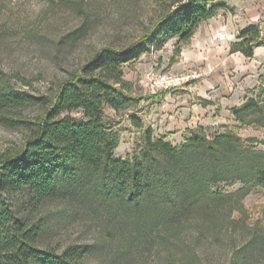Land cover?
I'll return each mask as SVG.
<instances>
[{"label":"rangeland","instance_id":"374dc122","mask_svg":"<svg viewBox=\"0 0 264 264\" xmlns=\"http://www.w3.org/2000/svg\"><path fill=\"white\" fill-rule=\"evenodd\" d=\"M217 12L201 21L191 38H168L161 48L141 53L123 65L139 100L128 108L105 106L104 119L117 136L114 157L132 155L149 126L154 137L183 142L202 126L210 137L228 129L253 138L264 149V126L234 119L231 107L251 96H264V45L252 56L230 52L237 34L258 23L264 37V0H220ZM172 0H0V65L11 82L43 93L70 75L101 46L123 47L140 37ZM28 83L29 85H25ZM38 105L25 113L36 116ZM73 114H79L73 111ZM139 120L141 125H137ZM27 130L0 122V149L20 146ZM214 190L230 193L218 202L220 224L191 226L162 242L152 235L130 245L123 217L110 209L66 197L47 200L23 213L29 196L16 195L14 208L31 220L44 219L41 246L89 243L84 264H264V188L220 182Z\"/></svg>","mask_w":264,"mask_h":264},{"label":"trees","instance_id":"16d2710c","mask_svg":"<svg viewBox=\"0 0 264 264\" xmlns=\"http://www.w3.org/2000/svg\"><path fill=\"white\" fill-rule=\"evenodd\" d=\"M221 5L220 0H172L140 37L120 48L101 46L43 93L15 86L0 65V122L27 130L20 146L0 149V264H84L89 243L39 244L44 219L23 213L32 215L47 200L66 197L98 211L112 210L115 219L124 218L132 246L149 235L164 242L191 226L220 224L216 206L230 193L213 185L240 181L247 188H264V149L235 130L210 137L197 126L174 144L165 135L154 137L148 126L140 148L121 158L113 156L117 136L104 119L105 106L119 110L139 100L124 77L125 63L173 36L179 52L180 43ZM262 34L258 23L249 24L238 32L230 52L252 56L255 47L264 45ZM31 105L41 112L27 115ZM231 112L240 123L264 126V96L248 97ZM23 194L28 202L18 213L13 198ZM183 258L186 264H201L194 256Z\"/></svg>","mask_w":264,"mask_h":264}]
</instances>
